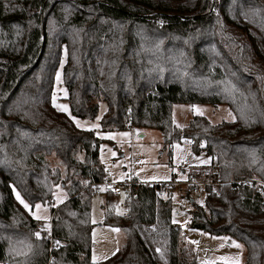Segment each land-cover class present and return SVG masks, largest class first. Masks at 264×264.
Returning a JSON list of instances; mask_svg holds the SVG:
<instances>
[{
  "label": "trees",
  "instance_id": "16d2710c",
  "mask_svg": "<svg viewBox=\"0 0 264 264\" xmlns=\"http://www.w3.org/2000/svg\"><path fill=\"white\" fill-rule=\"evenodd\" d=\"M63 50L73 115L92 118L103 100V129H157L164 147L188 140L192 152L206 153L223 181L264 180V2L0 0V264H197L179 245L170 197L156 183L128 187L126 214L105 218L123 231L122 246L91 260L101 140L51 104ZM174 103L226 104L235 119L212 124L197 115L177 128ZM58 184L68 199L51 208V244L36 236L42 222L13 187L31 205L50 204ZM105 195L111 204L114 194ZM203 195L189 226L241 242L242 264H264V211L252 190L225 183Z\"/></svg>",
  "mask_w": 264,
  "mask_h": 264
},
{
  "label": "rangeland",
  "instance_id": "374dc122",
  "mask_svg": "<svg viewBox=\"0 0 264 264\" xmlns=\"http://www.w3.org/2000/svg\"><path fill=\"white\" fill-rule=\"evenodd\" d=\"M264 2V0H262ZM65 62V52L62 51L59 63L54 73L51 104L55 110L67 116L73 124L83 130L93 131L101 140L99 144V162L105 172L104 181L109 183L114 194L111 204H106L105 188L103 191H94L90 198V220L93 224L91 229V260L99 262L114 255L122 246L125 236L121 229L105 223L107 214L116 216L127 212L126 200L128 186L124 183L135 179L140 183L170 182L181 180L184 176L180 167H186V171L199 166L211 165V158L204 152L195 154L190 148L188 140L174 142L164 147L161 133L157 129H139L144 132L141 137L137 128L126 129H103L100 119L106 111V103L99 100L97 114L92 118L78 117L72 114L67 90L63 84L62 67ZM59 73V79H57ZM55 105H66L67 111H63ZM204 116L210 123L217 124L222 121H233L235 115L226 104H203V103H174L172 105V118L177 128L185 127L193 116ZM79 121V126L77 125ZM139 131V132H140ZM127 133V135H120ZM113 153H115L113 155ZM51 166L59 162L54 156H49ZM168 164L172 167L168 168ZM62 169V168H61ZM168 187V192L161 190L163 197L168 196L171 200V218L179 228V245L189 252H193L197 264H242L245 260V247L236 239L226 235H211L205 231L189 226L190 211L193 209L192 202L204 206V195L190 193L183 185L173 183ZM167 187L165 189H167ZM19 193L13 187V195ZM20 198L29 205L24 209L33 217L37 212L35 205L41 204L40 214L47 219H40L42 225L49 227L51 208L57 207L68 199L67 185L58 184L54 188L53 199L50 204L36 202L31 205L19 193ZM113 199V198H112ZM35 218V217H34ZM235 242V244L233 243ZM238 244L240 247H236ZM224 259H221V258Z\"/></svg>",
  "mask_w": 264,
  "mask_h": 264
},
{
  "label": "built area",
  "instance_id": "2783aa9c",
  "mask_svg": "<svg viewBox=\"0 0 264 264\" xmlns=\"http://www.w3.org/2000/svg\"><path fill=\"white\" fill-rule=\"evenodd\" d=\"M168 168H171L172 165L168 164ZM180 171L184 176L181 180L175 181L172 178L170 182H158L156 183L160 186L159 193L164 187H167L173 183H177L178 185H183L186 189L193 194H205L207 192H217L219 188L225 184H232L233 188L237 191L240 189L248 188L251 189L252 192L256 195L259 203L260 211H264V180L257 176H250L244 178H238L231 181H223L220 177V171L217 164L212 163L211 165L201 166L194 169H190L186 171V167L181 166ZM140 184V182L132 179L124 183V186H131ZM144 184H154V183H144ZM90 188L93 191H112L109 183L105 182L104 180L98 183H92ZM168 188V187H167ZM40 234L45 239H47L52 244V235H51V223L49 224L48 228H44L40 226Z\"/></svg>",
  "mask_w": 264,
  "mask_h": 264
},
{
  "label": "snow or ice",
  "instance_id": "6c2138e0",
  "mask_svg": "<svg viewBox=\"0 0 264 264\" xmlns=\"http://www.w3.org/2000/svg\"><path fill=\"white\" fill-rule=\"evenodd\" d=\"M57 79H59V73H57ZM53 103H54V106H55V107L60 108V109L63 110V111H67V106H66V105H55V101H53ZM79 123H80V122L77 121V125H78V126H79ZM120 135H127V133H121ZM114 154H115V153H113V155H114ZM16 198H17L18 200H20V203L23 204L25 208H29V205H28L27 203H25V202L20 198L19 193L16 194ZM41 207H42V205L39 204V203H37V204L35 205V208L37 209V212H36V213H33V215H34L35 219H37V220H40V219H47V217H44V216H42V215L40 214V211H39V210L41 209ZM45 227H47V225H45ZM39 235H40V233L37 232V233H36V236L39 237ZM57 243H59V242H57ZM233 243L235 244V242H233ZM235 246H236V247H240V245H238V244H236ZM221 259H224V258L222 257Z\"/></svg>",
  "mask_w": 264,
  "mask_h": 264
},
{
  "label": "crops",
  "instance_id": "0c3cea01",
  "mask_svg": "<svg viewBox=\"0 0 264 264\" xmlns=\"http://www.w3.org/2000/svg\"><path fill=\"white\" fill-rule=\"evenodd\" d=\"M132 128V127H131ZM141 130V129H140ZM139 129H138V131H137V133L141 136V137H143L144 136V132H141ZM140 131V132H139ZM202 166H204V165H202ZM199 167H201V166H199Z\"/></svg>",
  "mask_w": 264,
  "mask_h": 264
}]
</instances>
